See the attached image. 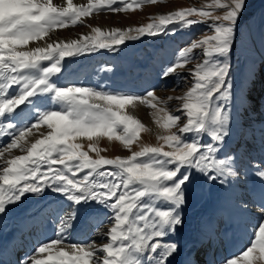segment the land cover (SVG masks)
Wrapping results in <instances>:
<instances>
[{
  "label": "snow or ice",
  "instance_id": "1",
  "mask_svg": "<svg viewBox=\"0 0 264 264\" xmlns=\"http://www.w3.org/2000/svg\"><path fill=\"white\" fill-rule=\"evenodd\" d=\"M148 3L157 0H0V217L29 196L51 192L63 197L53 209L59 221L53 237L38 241L20 264H199L173 237L184 226L183 209L198 178L229 187L239 179L238 157L224 149L236 118L256 104L254 59L241 80L233 78L231 66L248 0H210L199 8L160 14L146 25L108 32L94 27L79 39L29 47L57 28L83 24L82 17ZM198 24L210 34L179 49L159 73L161 79L183 83L187 72L192 83L180 96L162 101L154 87L140 95L58 82L66 58L100 49L118 52L126 41L174 36ZM171 100L179 101L180 114L168 110ZM137 103L153 110L154 123L163 131L156 133L162 143L133 151L140 132L149 131L123 111ZM81 137L95 158L75 142ZM105 137L119 141L130 155H101L98 145ZM250 168L259 187L250 202L239 203L251 226L250 246L222 264H264V160L250 161ZM93 203L107 210V231L95 233L106 242L73 241L79 208ZM67 205L71 211H64Z\"/></svg>",
  "mask_w": 264,
  "mask_h": 264
},
{
  "label": "rangeland",
  "instance_id": "2",
  "mask_svg": "<svg viewBox=\"0 0 264 264\" xmlns=\"http://www.w3.org/2000/svg\"><path fill=\"white\" fill-rule=\"evenodd\" d=\"M209 3L210 0H157V3L144 4L141 8L135 10L117 13L110 11L94 13L90 17H82L83 24L77 23L76 25H69L65 28H57L54 32L49 34V37H45L44 40L30 42L29 47L44 46L45 43L60 40L67 41L79 39L82 34L87 35L90 33L94 27H100L102 31L108 32L114 27L127 29L129 27L146 25L153 22L152 18L160 14H166L184 7L199 8ZM216 14H220L219 10ZM169 27H172V25ZM239 29L236 38V47L231 57L232 76L236 80H241L245 75L249 74L253 59L257 72V80L252 93L256 99L255 107L245 111L236 118L231 136L227 140L224 149L225 152L235 154L238 157L239 179L232 182L231 187H229L228 185L221 186L219 184H209L204 179L198 178L190 187L188 193V197L194 198L197 204L192 209H186L184 207V226L179 229L176 236L173 237V239H176L181 244L183 254L191 250L189 255L195 254V258L199 264H222L223 260L246 250V248L250 246L249 242L252 239L250 231L251 226L245 214L241 211L239 203L241 200L250 202L252 190L259 187V181L251 174L252 169L250 168V161L264 160V99H262L264 98V0H248L247 9L241 17ZM206 34H210V29L204 24H198L189 29L177 31L174 36H144L138 40L126 41L124 45L120 46L121 50L118 52L100 49L95 53H86L82 56L69 57L66 58L65 68L58 82L74 83L77 86H88L97 89L103 86L113 91L137 92L140 95H144L146 90L154 86L156 96L162 101H167L169 96H180L187 91L191 86L192 80L186 71L183 73L185 77V82L183 83H179L174 77H170L166 80L161 79L159 73L164 66L174 60L179 49L190 44L192 40L202 38V36ZM128 46L131 54L126 58H129L131 62H125V68L127 69L124 72H116V68H114L113 65L118 67V69L122 67V65L120 64V60L114 63L112 58L124 51V49L126 50ZM147 47L153 49L154 56L149 57V54H147L145 55L146 58H148L147 61L137 60L136 55L141 54ZM194 51L198 54L200 50L197 49ZM196 62V60H193L190 66L194 67ZM108 67L111 68V71L102 70ZM86 70L89 71L87 75L84 74ZM133 70H135L136 73L133 72ZM134 73L135 75L138 74V76L134 77ZM151 77H155L157 80L155 84L149 86L148 81H152L150 79ZM178 107L179 101L171 100L167 102V108L173 114H180L176 112ZM123 111L134 115L147 129H149V131L142 130L140 132L139 140L132 145L133 151L139 150L142 144L155 146L162 143L158 141L156 133L157 131L163 130L158 127L157 130H152L153 124L150 123L154 120L152 116L153 110L149 106L137 103L135 108L128 105ZM41 128L44 131L46 126H41ZM174 130L175 129H173V131ZM204 139L205 141L207 140L206 137ZM233 141L235 143L233 146H230L229 142ZM6 142L7 141H5V143ZM75 142L81 143L83 149L88 151L89 155L95 158L96 153L87 148V138H76ZM98 147L103 149L100 154L108 158H114L118 155L121 157L130 155V152L124 149L119 141H109L106 137L99 141ZM165 150H168L166 146ZM17 154L20 153L17 152ZM221 190H225L226 198L223 200L214 196ZM215 198L217 199L216 205L219 206L216 211L212 213L214 221L209 223L210 221L203 219L204 216L200 218L197 217L201 211L205 210L206 204H215ZM62 199L63 197L51 192L46 193L43 197L29 196L24 199L22 203L12 206L7 214L3 215L2 219L0 218L1 222H3V220H10L13 225H20L22 221L26 224L24 230L18 229L16 234L11 228L4 227L5 232H3L4 236L3 234V237L1 236V241L4 239L9 240L10 237L13 238L15 243L20 245L5 252L4 244L2 248H0V256L3 255L0 257V264H18V260L21 262V260L25 258L26 252L24 248L26 247L27 234L35 233L38 228L36 224L39 221V217L35 220L33 219L37 215L44 219V217L48 215V211L51 212V208L54 206L55 201ZM98 206L99 205L95 203L92 204L93 208ZM209 208L215 209L213 206ZM64 210H71V205H67ZM18 211L19 213L28 212V214L25 215V217L19 218ZM255 212L256 209L255 206H253L252 212L249 213V215L254 216ZM106 215L107 212L103 216V223H97L94 229L88 231V238L85 240L95 239L97 244L106 242V240H101L95 235L97 231H107L108 222L104 220ZM26 219H30V221ZM236 219H238V221ZM28 222L30 224H28ZM240 223L247 225L249 231H247V238H244L243 246L237 249L238 247L234 245V238L239 230L242 231V227L239 226ZM234 224L239 229L235 230L236 234L232 231L234 228L232 226ZM226 233L229 234V237ZM50 238H52V236H50ZM226 242H230L233 250L231 252L232 254L228 256H224L227 248ZM212 256L213 260L209 263V259H211ZM176 264H179V261H177Z\"/></svg>",
  "mask_w": 264,
  "mask_h": 264
},
{
  "label": "bare ground",
  "instance_id": "3",
  "mask_svg": "<svg viewBox=\"0 0 264 264\" xmlns=\"http://www.w3.org/2000/svg\"><path fill=\"white\" fill-rule=\"evenodd\" d=\"M53 2L54 3H60L61 2V0H53ZM73 2L74 3H76V4H84V3H86L87 2V0H73ZM131 54V52H130V49H129V46L126 48V50L124 49V51H122L121 53H119L117 56L115 55V57H113L112 58V61L115 63V62H119V60H120V64L122 65V67H120L119 69H118V67H115L114 65H113V67L114 68H116V72L117 71H119V72H124L127 68H125V62L126 61H128V63H130L131 62V60H129V58H126V57H129V55ZM147 54H149L148 56L149 57H153L154 56V51H153V49L152 48H150V47H147L141 54H137L136 55V59L137 60H143V61H147L148 60V58H146V56L145 55H147ZM103 57V56H102ZM124 57V58H123ZM138 62V61H137ZM137 64V63H136ZM138 66V65H137ZM136 69V68H135ZM142 71V70H141ZM140 71V72H141ZM133 72H135V70H133ZM89 73V71L88 70H86L85 72H84V74L85 75H87ZM136 73V72H135ZM135 73H134V75H135ZM108 74V73H107ZM139 78V77H138ZM152 81H148V85L149 86H151L152 84H155V81L157 80V78H155V77H151L150 78ZM150 79H148V80H150ZM145 82V81H144ZM147 84V83H146ZM154 87V86H153ZM150 124H153L152 125V130L153 131H155V130H157V125L154 123V120L150 123ZM151 128V127H150ZM41 131H43L42 130V128H41ZM5 141H7L6 139H5ZM4 141V142H5ZM235 142L233 141V142H229V145L230 146H233V144H234ZM258 187V186H257ZM214 196H216V197H218V198H221L220 200H223V199H225L226 198V195H225V190H221L219 193H217L216 195H214ZM59 199V198H58ZM61 199V198H60ZM216 201H217V199L215 198V204H211V203H209V204H206L205 205V210L204 211H201L200 213H199V215L197 216V217H202V216H204V218L203 219H205L206 221H210L209 223H211V221H214V218H213V216H212V213L214 212V211H216V209H217V207L219 206V205H216ZM59 202H63V199L62 200H59ZM215 205V206H214ZM210 206H213V207H215V209H210L209 207ZM221 206V205H220ZM50 207V206H49ZM58 207V201L56 200L55 201V203H54V206H52V208H51V212L50 211H48V215L47 216H45L44 217V219H42V217L41 216H36L33 220H35L36 218H38L39 217V221H38V223L36 224V227H38L37 228V230L35 231V233L33 232L32 234H27V242H26V244H25V252H26V255H28V254H31V252H32V250L34 249V247L37 245V242L38 241H45L46 239H48V238H50V236H52L53 237V233H54V230H55V227H56V225L59 223V221H58V218H57V213L56 212H54L53 211V209H56ZM212 208V207H211ZM30 209V208H29ZM72 210V209H71ZM71 210H69V211H71ZM65 211V210H64ZM34 212V211H33ZM106 212H107V210L106 209H103L101 206H98V207H95V208H93L92 207V204L91 205H86V206H82V207H80L79 208V210H78V216H77V220H76V222L74 223V231L72 232V240L73 241H76V242H78V241H81V240H85L86 238H88V231L91 229H94L95 228V226H96V224L97 223H99V221H101V220H103V216L106 214ZM30 213V212H29ZM18 217L20 218V217H25V215H27L28 214V212H20L19 213V211H18ZM60 214V213H59ZM45 215V214H44ZM17 216V215H16ZM15 216V217H16ZM33 216V215H32ZM1 219H2V217H0ZM18 218V219H19ZM1 219H0V237L2 236V234H3V232H5L4 231V227H9V228H11L13 231H14V233L16 234V232H17V230L18 229H23L24 230V227H25V225L26 224H24V222L22 221V222H20V225L18 224V225H13V223L12 222H10V220H3V222H1ZM32 219V218H31ZM26 220H28V221H30V219H26ZM237 221H238V219H236ZM15 221V220H14ZM41 221V222H40ZM17 222V221H16ZM214 223V222H213ZM28 224H30L29 222H28ZM99 225V224H98ZM239 226H241L242 227V231H240L239 229H238V227L234 224L232 227H234L233 228V232H234V234H236L235 233V230H239L240 231V233H239V231L237 232V235H235V242H234V245H236L238 248L237 249H240L241 248V246H243V244H244V238L246 239L247 237V231H249V228L247 227V225H245L244 223H240V225ZM231 227V228H232ZM16 228V229H15ZM231 228H230V230H231ZM6 230H8V229H6ZM9 231V230H8ZM95 231V230H94ZM229 231V230H228ZM7 232V231H6ZM18 232H20V231H18ZM92 233V232H91ZM198 234V233H197ZM201 234H203V233H201ZM226 234H228V233H226ZM233 234V235H234ZM3 236H4V234H3ZM2 236V237H3ZM228 237H229V234L227 235ZM2 237H1V239H0V248H2V246L6 243V241H9L10 239V242H9V245H8V247L5 249V251L6 250H11V249H14L16 246H18V245H20V244H17V243H15V241L13 240V238H10L9 237V240H3V241H1L2 240ZM90 237V236H89ZM13 240V241H12ZM197 244V243H196ZM200 244V243H199ZM226 245H227V248H226V254L224 255V256H228V255H230V254H232L231 252L233 251L232 250V246H231V244H230V242H226ZM5 246V245H4ZM235 249V248H234ZM243 249V248H242ZM236 250V249H235ZM7 252V251H6ZM190 252H191V250L190 251H187L186 252V255H189L190 254ZM2 253V252H1ZM3 255H1L0 257H2ZM210 261H209V263L213 260V256H212V258L211 259H209ZM12 261V260H11ZM17 263L18 264H20V260H18L17 261ZM10 264H14V263H10Z\"/></svg>",
  "mask_w": 264,
  "mask_h": 264
},
{
  "label": "water",
  "instance_id": "4",
  "mask_svg": "<svg viewBox=\"0 0 264 264\" xmlns=\"http://www.w3.org/2000/svg\"><path fill=\"white\" fill-rule=\"evenodd\" d=\"M196 205V200L194 199V198H192V197H189L188 198V202H187V204H186V208L187 209H191V208H193L194 206Z\"/></svg>",
  "mask_w": 264,
  "mask_h": 264
}]
</instances>
